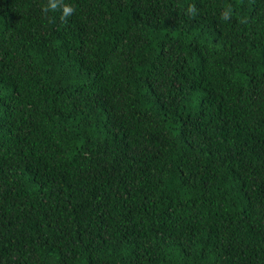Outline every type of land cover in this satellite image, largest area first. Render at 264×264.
I'll use <instances>...</instances> for the list:
<instances>
[{"label": "trees", "instance_id": "16d2710c", "mask_svg": "<svg viewBox=\"0 0 264 264\" xmlns=\"http://www.w3.org/2000/svg\"><path fill=\"white\" fill-rule=\"evenodd\" d=\"M55 3L0 0V264H264V0Z\"/></svg>", "mask_w": 264, "mask_h": 264}, {"label": "clouds", "instance_id": "9594fccd", "mask_svg": "<svg viewBox=\"0 0 264 264\" xmlns=\"http://www.w3.org/2000/svg\"><path fill=\"white\" fill-rule=\"evenodd\" d=\"M56 3H55V0H49V4H48V7L51 8V9H55L56 8ZM73 11V8L70 4H65L63 6V15L65 17H67L70 13H72Z\"/></svg>", "mask_w": 264, "mask_h": 264}]
</instances>
